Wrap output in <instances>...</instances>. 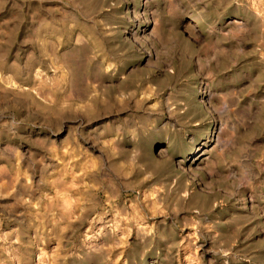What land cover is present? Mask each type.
<instances>
[{
	"label": "rangeland",
	"instance_id": "obj_1",
	"mask_svg": "<svg viewBox=\"0 0 264 264\" xmlns=\"http://www.w3.org/2000/svg\"><path fill=\"white\" fill-rule=\"evenodd\" d=\"M0 264H264V0H0Z\"/></svg>",
	"mask_w": 264,
	"mask_h": 264
}]
</instances>
